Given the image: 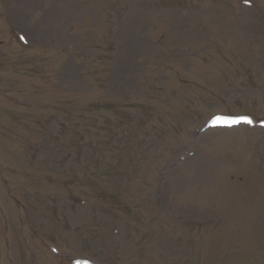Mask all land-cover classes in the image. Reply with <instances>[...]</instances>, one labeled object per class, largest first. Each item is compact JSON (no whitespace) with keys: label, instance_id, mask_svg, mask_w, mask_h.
I'll return each instance as SVG.
<instances>
[{"label":"rangeland","instance_id":"rangeland-1","mask_svg":"<svg viewBox=\"0 0 264 264\" xmlns=\"http://www.w3.org/2000/svg\"><path fill=\"white\" fill-rule=\"evenodd\" d=\"M0 264H264V0H0Z\"/></svg>","mask_w":264,"mask_h":264},{"label":"trees","instance_id":"trees-1","mask_svg":"<svg viewBox=\"0 0 264 264\" xmlns=\"http://www.w3.org/2000/svg\"><path fill=\"white\" fill-rule=\"evenodd\" d=\"M101 79L100 78H98V83H97V86H95V88L96 89H98V90H100L101 89ZM69 94H71V92H66V93H64V96H66V95H69ZM74 94V93H73ZM63 96V97H64ZM77 100V99H76ZM103 106H102V108L104 109V110H111V108L109 107V105L108 104H102ZM77 108H75V110H76ZM78 109H80V108H78ZM49 110H51V111H54L55 109H49ZM100 109H99V107L96 105V104H90V105H88V106H86V107H84V109H83V113L82 114H80L79 115V118H78V120H82V122L84 121L85 122V124L84 125H82L81 126V128H79V134H78V137H79V139L81 140L82 139V137H83V135L84 134H90L92 137H93V135H94V133H92V128L90 127V125H88V123L87 122H89V124H90V121H91V119H90V115L92 114V113H94V112H96V111H99ZM75 115H73L72 116V118H71V121H73L74 119H75ZM101 123V121L98 119V121L97 120H95V119H93L92 118V124H100ZM112 124H113V122H112ZM111 124V125H112ZM109 132H111V130L109 129ZM121 132V131H120ZM68 135V134H67ZM70 136V135H69ZM47 137H51V136H49V135H47ZM101 138H105L104 137V133L103 134H100V138H98L99 140H103V139H101ZM101 142H103V143H105V141H100V143ZM84 145H87V146H89V150L87 151V152H89V154L91 155V150H93V149H95V148H98L97 147V144L96 143H92V140L90 141V142H88V143H84V144H80V147H82V146H84ZM62 148L63 149H65V150H67V149H70L71 147H70V144L67 142V141H65L64 143H63V145H62ZM111 148V147H110Z\"/></svg>","mask_w":264,"mask_h":264},{"label":"snow or ice","instance_id":"snow-or-ice-1","mask_svg":"<svg viewBox=\"0 0 264 264\" xmlns=\"http://www.w3.org/2000/svg\"><path fill=\"white\" fill-rule=\"evenodd\" d=\"M247 123H251V121H246ZM232 123H236V121H232Z\"/></svg>","mask_w":264,"mask_h":264}]
</instances>
